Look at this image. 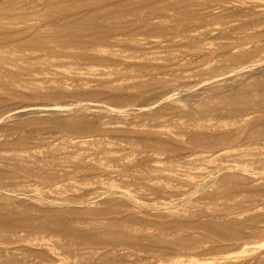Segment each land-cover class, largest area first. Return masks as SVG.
<instances>
[{"label": "rangeland", "instance_id": "1", "mask_svg": "<svg viewBox=\"0 0 264 264\" xmlns=\"http://www.w3.org/2000/svg\"><path fill=\"white\" fill-rule=\"evenodd\" d=\"M68 1L0 0L27 16L0 27L49 29L133 0ZM162 1L132 5L120 33L96 30L108 39L95 54L89 33L45 50L1 39L0 217L56 218L78 238L0 225V264H264V0L144 21L149 2H176ZM116 220L138 226L133 244L110 246Z\"/></svg>", "mask_w": 264, "mask_h": 264}, {"label": "bare ground", "instance_id": "2", "mask_svg": "<svg viewBox=\"0 0 264 264\" xmlns=\"http://www.w3.org/2000/svg\"><path fill=\"white\" fill-rule=\"evenodd\" d=\"M68 1V0H67ZM80 1V0H79ZM92 1H94V0H92ZM92 1H90L91 3H92ZM102 1V3H104L103 1L104 0H96V2H94L95 4L96 3H100ZM106 1V0H105ZM112 0H110V2H111ZM118 1H120V0H118ZM141 1V0H140ZM149 1H152V0H149ZM166 1V0H165ZM173 1V0H172ZM206 1H211V0H206ZM230 1V0H229ZM68 2H70V0L68 1ZM76 2H77V0H76ZM80 2H82L83 3V1H80ZM80 2H78V3H80ZM90 2H89V5H90ZM139 2V0H133L131 3H128V2H118L117 4H115V6H112L111 7V4H110V6H105V7H103V8H99L98 7V9H96V10H94V12L93 11H91L92 13H87V14H83V13H81L80 14V16H78V18H65V16H64V18L65 19H63V17H62V19L63 20H57V18H56V22H54V23H49V24H52L51 26H50V28L49 29H46V27H45V29L43 28V26H42V24H44L45 22H43L42 23V21L41 22H39L40 23V25L41 26H39V27H34L32 24V26L30 25V24H28V22L26 21V23H27V26H25V27H27L26 29H28V30H26V31H28L29 33H30V35L28 34L27 35V33H23V34H20V33H17L18 32V30H17V32H16V30H15V32H14V34H10V32H4V30L3 29H5L6 30V26L5 27H3V26H1L0 27V41H1V39H3V38H5L6 40L7 39H9L8 40V42L10 41V40H13V43L15 44V45H17L19 48H24V47H33V48H38V49H43V50H45V49H52V46L53 45H56V44H63L64 42H65V40H72L73 42H75V41H77V40H79V38H81V36H82V34H86V33H89V35H91V42L92 43H90L91 45V47L89 48V49H92V50H90V51H92V53L95 51V52H97V51H100V49H101V47H103L104 45H105V42L107 41V37L105 36V35H101L100 33H98L96 30H106V31H110L111 33H113L114 31H116L117 33L119 32L120 33V31H121V29L123 28V27H121V29L119 28L120 26L119 25H121V23H122V19L124 18V16L125 15H127V12H128V10L127 9H129V8H131V6L132 5H134V6H136V4ZM162 2H164V0L162 1ZM161 2V3H162ZM168 2V1H167ZM73 3V2H72ZM86 3V2H85ZM85 3H83L84 5H85ZM94 3H92V6L94 5ZM114 3V2H113ZM116 3V2H115ZM194 4L195 6H196V4L197 5H202L204 2H203V0H176V2L174 3V4H166L164 7H159L160 5H158V7L159 8H156L157 6H156V4H151L150 2H149V10H150V12L148 13V15L147 16H144L143 17V15H142V19L145 21V20H148L149 19V17L151 16V15H153L155 12H157V11H164V10H170L171 8H178V9H180V11L182 10V16L184 15V16H188V17H192L193 16V12L195 11H193V12H191V10H189V8H191V7H189V6H187V5H191V4ZM196 3V4H195ZM211 3V2H210ZM241 3V2H240ZM244 3V2H243ZM58 4H59V2L57 3V2H54L53 3V5L51 6V10L48 8V10H49V12L51 11V12H53L52 14L53 15H55L56 17H57V15L56 14H61V15H63V14H65L66 13V11L64 10V9H60L61 7L60 6H58ZM77 4V3H76ZM83 4H81V5H83ZM88 4V3H87ZM86 4V5H87ZM105 4V3H104ZM6 5V4H5ZM12 5V4H11ZM71 5H73V4H71ZM85 5V6H86ZM99 5V4H98ZM163 5V4H162ZM84 6V7H85ZM104 6V5H103ZM145 6V5H144ZM192 6V5H191ZM11 7V6H10ZM70 7V6H69ZM194 7V6H193ZM198 7V6H197ZM200 7V6H199ZM73 8V7H72ZM78 8V7H77ZM137 8V7H136ZM135 8V10H137ZM142 8V7H141ZM145 8V7H144ZM143 8V9H144ZM12 9H13V7H11V9H9V6H5L4 7V5H0V22H5L6 20L8 21V20H13L12 22H14V24H15V22L16 21H14V19L16 20V18H17V20H18V18H23V20L21 21V20H19V24L21 23V22H23L24 20H26L25 18L27 17V16H25V15H21V16H18L17 14L15 15L14 14V12L12 11ZM20 9V8H19ZM66 9V8H65ZM68 9V8H67ZM79 9V8H78ZM78 9H71V11H76V10H78ZM93 9V8H92ZM142 9V10H143ZM146 9V11H147V8H145ZM144 9V10H145ZM14 10V9H13ZM17 10V9H16ZM70 10V9H69ZM81 10V9H80ZM131 10V9H130ZM140 9L138 8V11H139ZM15 11V10H14ZM20 11V10H19ZM137 11V12H138ZM171 11V10H170ZM16 12V11H15ZM68 12V11H67ZM70 12V11H69ZM169 12V11H168ZM73 13V12H72ZM79 13V12H78ZM144 13V12H143ZM195 13H196V11H195ZM50 14V13H49ZM68 14H70V13H67V15L66 16H68ZM75 14V13H74ZM129 14V13H128ZM133 14V13H132ZM135 14V13H134ZM140 14H142V11H140ZM159 14H160V12H159ZM180 14H181V12H180ZM46 15V18H47V13L45 14ZM130 15V14H129ZM139 15V14H138ZM145 15V14H144ZM150 15V16H149ZM28 16H29V14H28ZM39 16V15H38ZM76 16V15H75ZM74 16V17H75ZM128 16V15H127ZM139 16H141V15H139ZM158 17H159V15H157ZM201 16V15H200ZM236 16V15H235ZM33 17H34V15H33ZM41 17V16H40ZM42 17H43V15H42ZM49 17V16H48ZM50 17H52L51 15H50ZM54 17V16H53ZM121 17H123V18H121ZM130 17V16H129ZM157 17V18H158ZM162 17V16H161ZM31 18V17H30ZM30 18L28 19L27 18V20H30ZM45 18V19H46ZM55 18V17H54ZM54 18H53V20H54ZM136 18H137V16H136ZM155 18V17H154ZM4 19H6V20H4ZM32 19V18H31ZM47 19H49V18H47ZM58 19H60V18H58ZM128 19V18H127ZM138 19V18H137ZM2 20H4V21H2ZM50 20H52L51 18H50ZM124 20V19H123ZM152 20L153 19H151L150 21L152 22ZM155 20V19H154ZM7 21L5 22V23H7ZM10 21V22H11ZM43 21H44V19H43ZM129 21V20H128ZM137 21V20H136ZM30 22H31V20H30ZM121 22V23H120ZM125 22V21H124ZM130 22H132V21H130ZM129 22V23H130ZM24 23V22H23ZM42 23V24H41ZM135 23V22H134ZM137 23H138V21H137ZM148 23V22H147ZM150 23V22H149ZM10 24V23H9ZM8 24V25H9ZM11 24H13V23H11ZM10 24V25H11ZM13 24V25H14ZM17 24H18V22H17ZM22 24V23H21ZM25 24V23H24ZM46 25H47V23H45ZM119 24V25H118ZM126 24V23H125ZM7 25V24H6ZM16 25V24H15ZM39 25V24H38ZM37 25V26H38ZM45 25V26H46ZM122 25H124V23L122 24ZM129 25V24H128ZM150 25V24H149ZM131 26V25H130ZM3 27V28H2ZM9 27V26H8ZM24 27V26H23ZM125 27V26H124ZM132 27H133V25H132ZM15 28V27H14ZM48 28V27H47ZM146 28V27H145ZM12 29V28H11ZM25 29V28H24ZM120 29V30H119ZM22 30V29H21ZM119 30V31H118ZM122 30H124V29H122ZM127 30V29H126ZM129 30V29H128ZM136 29H134V31H135ZM140 30V29H139ZM142 30V29H141ZM144 30V29H143ZM158 30V29H157ZM20 31V30H19ZM23 31V30H22ZM154 31V30H153ZM179 31V30H178ZM102 33H104V32H102ZM109 33V32H108ZM123 33H125L124 31H123ZM24 34H26V35H24ZM137 34V33H136ZM186 34V33H185ZM21 35H23L22 37H21ZM128 35V37L129 36H131V37H133V36H135V35H131L130 34V32H129V34H127ZM141 35V34H140ZM174 35H176V34H174ZM4 36V37H3ZM17 36H19L18 38L19 39H17L16 37ZM66 36V37H65ZM86 36V35H85ZM115 36V35H114ZM120 36V35H119ZM125 36V35H124ZM123 36V37H124ZM84 36H82V38H83ZM117 37V36H116ZM116 37H115V39L114 40H116ZM130 37V38H131ZM66 38H68V39H66ZM119 38V37H118ZM117 38V39H118ZM127 38V37H126ZM5 39H3L4 41H5ZM124 39V38H123ZM120 40H121V37H120ZM109 41V40H108ZM123 41V40H122ZM125 41V40H124ZM123 41V42H124ZM1 42H3V41H1ZM6 42V41H5ZM117 42H118V40H117ZM120 42V41H119ZM10 44H11V42H9ZM13 43H12V45H13ZM84 43H86V41L84 42ZM83 43V44H84ZM107 43V42H106ZM113 43V42H112ZM116 43V42H115ZM65 44H67V43H65ZM70 44H71V42H70ZM5 45V44H4ZM9 45V44H8ZM87 45V44H86ZM85 45V46H86ZM16 46V47H17ZM84 46V45H83ZM84 46V47H85ZM106 46V45H105ZM13 47V46H12ZM3 48V47H2ZM13 48H15V47H13ZM18 48V49H19ZM86 48V47H85ZM86 49H88V48H86ZM1 50V49H0ZM3 50V49H2ZM24 50V49H23ZM94 50V51H93ZM6 51V50H5ZM13 51V50H12ZM50 51V50H49ZM53 51V50H52ZM89 51V50H88ZM17 52V51H16ZM95 52H94V54H95ZM9 53V52H8ZM11 54V53H10ZM9 54V55H10ZM15 56V55H14ZM1 57V56H0ZM4 57V56H3ZM8 58V57H7ZM5 59V58H4ZM19 60V59H18ZM3 61H7V60H3V58H2V60H1V58H0V63H3ZM11 62V61H10ZM17 62V61H16ZM18 64V63H17ZM2 72V71H1ZM1 72H0V74H1ZM2 81V80H1ZM248 89V88H247ZM242 91H244V90H242ZM250 91V90H249ZM246 93V92H245ZM251 93V94H250ZM249 94L250 95H252V92H250ZM241 94V93H240ZM247 94V96H249L248 95V93H246ZM245 95V94H244ZM258 95V94H257ZM246 96V95H245ZM245 96H243V95H238V97H235L234 96V98L232 99V97H231V99L230 98H228V100L227 101H225L226 103H232V102H236L237 100H242V99H247V98H249V97H247L246 96V98H245ZM255 96H256V93H255ZM239 97H240V99H239ZM222 100V99H221ZM223 101V100H222ZM241 102V101H240ZM239 102V103H240ZM246 102V101H245ZM244 103V102H243ZM225 104V103H224ZM223 104V105H224ZM230 105V104H229ZM53 109H57L56 107H54ZM74 124V123H73ZM74 126H76V124L74 125ZM72 127V126H71ZM106 213V212H105ZM105 213L104 212H101L100 213V215L101 214H104L105 215ZM16 219H19V220H15V218H11L10 216H8V217H0V225H3V226H7V225H9L10 226V224H21V225H23V224H27V225H30L31 227L30 228H32V226L35 228L36 226L38 227V226H42L43 228H50L51 230L52 229H58V230H61V231H59V232H62L64 235H65V233L68 235H70L71 236V238H73L74 239V237H77V236H75V234H74V232L72 231V230H70V228L69 227H71V226H67V225H65V224H63L61 221H59L58 219H56V218H50V217H47V219H45V220H43V221H39L38 219L36 220V219H34V218H31V217H23V218H16ZM63 221L65 220V219H62ZM73 222V221H72ZM100 222V221H99ZM110 223V224H109ZM108 224V226H107V233H109V238L110 239H108V240H110V246L111 245H115L116 243L118 244V243H123L124 244V246L126 245L125 243H127V242H131V238L133 237V232L131 231V230H133L134 232L135 231H137L136 230V228L138 229V226L136 227V228H134V224L133 225H131L130 223H127L126 221H121V220H119V221H117L116 220V222H114L113 221V223L112 222H109ZM210 223H212V222H210ZM90 224V223H89ZM98 224V223H97ZM104 224V223H103ZM242 223H239V222H231V223H226L225 222V224H221V222H220V224H217V223H215V224H213V227L214 228H216V230L218 229V230H220V229H222V230H228V229H230L231 227H237V228H239L240 226H242L241 225ZM105 225V224H104ZM193 225H196V223L195 224H193ZM14 226V225H13ZM26 226V225H25ZM99 226V225H98ZM144 226H147L146 224L144 225ZM143 226V227H144ZM160 226V225H159ZM204 226V225H203ZM27 227V226H26ZM208 226H206V228H207ZM210 227V226H209ZM15 228V227H14ZM41 228V227H40ZM40 228H39V230H40ZM42 228V229H43ZM145 228H147V227H145ZM38 229V228H37ZM159 229H161V228H159ZM194 229V228H193ZM210 229V228H209ZM232 229V228H231ZM57 230V231H58ZM143 231H144V229H142ZM147 230V229H146ZM208 230V229H207ZM217 230V231H218ZM233 231H234V229H232ZM161 231H162V229H161ZM211 231V230H210ZM229 231V230H228ZM138 233H139V231H137ZM146 232V231H145ZM159 232H160V230H159ZM214 232H216L215 230H213V234L215 235V233ZM221 232V231H220ZM57 233V232H56ZM61 233V234H62ZM218 233V232H217ZM238 234H239V231L237 232ZM160 234V233H159ZM232 234V233H231ZM234 234V233H233ZM35 235V234H34ZM69 235H68V237H69ZM222 235H223V233H222ZM221 235V236H222ZM235 235H236V233H235ZM74 236V237H73ZM79 236V235H78ZM80 236L81 237H83L81 234H80ZM94 236V235H93ZM96 236H98V235H96ZM134 236H135V234H134ZM141 236V235H140ZM220 236V235H219ZM100 237V236H99ZM138 237H139V235H138ZM157 237H159V236H157ZM157 237L155 238V239H157ZM29 238V237H28ZM78 238V237H77ZM80 238V237H79ZM98 238V237H97ZM161 238H163V236L161 237ZM85 239V238H84ZM138 239V238H137ZM136 239V240H137ZM140 239V238H139ZM143 239V238H142ZM94 240V239H93ZM133 240H134V237H133ZM53 241V240H52ZM90 242H91V240H89ZM95 242H96V240H94ZM121 241V242H120ZM159 241V240H158ZM163 241V240H162ZM75 242H77L78 243V241H75ZM161 242V241H160ZM166 242V241H165ZM71 243V242H70ZM81 243V242H80ZM94 242L92 241V244H93ZM99 243V242H98ZM109 243V242H108ZM73 244H74V242H73ZM72 244V245H73ZM76 244V243H75ZM74 244V245H75ZM130 244V243H129ZM131 244H133V242H131ZM137 244H138V242H137ZM137 244L135 245L136 247H137ZM60 245H62L61 243H60ZM66 245V244H65ZM101 245H103V244H101ZM122 245V244H121ZM71 246V245H70ZM77 246H80V245H77ZM83 246V245H82ZM120 246V245H119ZM127 246H129V245H127ZM132 246H134V245H132ZM100 249H102V248H100ZM107 249V248H106ZM110 250V249H109ZM114 250V249H113ZM135 250V249H134ZM111 251V250H110ZM73 252V251H72ZM96 252V251H95ZM70 253V252H69ZM82 253V252H81ZM91 253V252H90ZM93 253V252H92ZM100 253V252H99ZM94 254V253H93ZM130 255V254H129ZM80 256V255H79ZM86 256V255H85ZM74 257V256H73ZM75 258V257H74ZM102 258H103V256H102ZM97 264V263H96Z\"/></svg>", "mask_w": 264, "mask_h": 264}]
</instances>
